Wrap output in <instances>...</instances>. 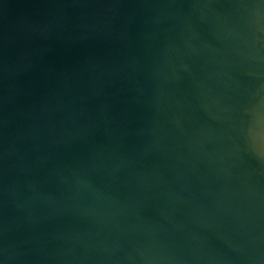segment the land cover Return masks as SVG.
I'll use <instances>...</instances> for the list:
<instances>
[{
	"label": "water",
	"instance_id": "1",
	"mask_svg": "<svg viewBox=\"0 0 264 264\" xmlns=\"http://www.w3.org/2000/svg\"><path fill=\"white\" fill-rule=\"evenodd\" d=\"M0 264H264V0H0Z\"/></svg>",
	"mask_w": 264,
	"mask_h": 264
}]
</instances>
